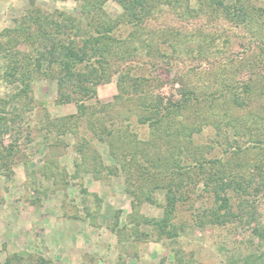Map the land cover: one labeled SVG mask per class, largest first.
Here are the masks:
<instances>
[{"label": "trees", "instance_id": "trees-1", "mask_svg": "<svg viewBox=\"0 0 264 264\" xmlns=\"http://www.w3.org/2000/svg\"><path fill=\"white\" fill-rule=\"evenodd\" d=\"M106 1L109 0H81L83 19L64 14L57 16L59 20L52 19L36 11L16 21V26L7 31L8 41L1 44L6 61L4 77L15 86L8 102H21V98L29 97L32 83L44 76L55 81L60 98L78 104L80 117L85 116L87 109L92 110L93 120L88 121V128L109 149L114 165L108 172L124 176L134 212L138 203L146 201L163 209L157 219L131 214L129 221L136 235L148 237L152 229L167 236L174 231L178 236L186 226L178 222L180 207L190 212L194 227H225L244 219L251 226L255 219L249 200L264 191V137H250L240 143L230 138V131L251 133L248 120L241 122L235 112L254 100L256 85L237 80L213 89L190 86L186 73L163 80L158 70L178 56L192 52L194 41L169 26L155 25L158 14L166 11L169 14L167 9L181 16L197 13L200 6H205L212 17L227 20L246 31L256 27L251 36L260 42L258 53L264 54V3L262 0H255V4L252 0H198L194 3L198 6L192 7L191 0H113L123 11L111 18L101 8ZM121 26L129 28L127 36L118 32ZM21 44L25 49H17ZM260 58L264 60V56ZM43 63L47 65L44 71ZM166 72L170 76L171 71ZM250 72L257 77L256 84H264L262 71ZM114 75L118 89L114 101L98 102L94 107L80 101L90 96L92 86L110 82ZM170 84L171 88L179 87L171 96L155 93ZM79 94L82 97L78 99ZM261 94L264 95V86ZM260 104L264 106V101ZM117 106L120 107L115 110ZM97 107L103 110L104 117H96ZM23 113L14 114V118L24 120ZM76 117L72 115L68 119ZM46 120L43 129L47 137L55 127L49 116ZM108 120L110 123L106 125ZM8 121L0 115V134L7 132ZM254 124L257 131H263L257 121ZM261 124L264 125V120ZM208 125H213L219 133L223 131L228 141L226 147L215 139L210 143L196 140L195 135ZM138 128L147 129L148 136L140 137ZM56 130L66 134L69 126L62 124ZM219 146L223 147V155L212 154ZM14 147L0 145L1 163H10ZM90 148L87 141L78 147L83 160ZM252 235L264 246V223L256 222ZM259 258H264V253ZM178 264H181L179 260Z\"/></svg>", "mask_w": 264, "mask_h": 264}, {"label": "rangeland", "instance_id": "rangeland-1", "mask_svg": "<svg viewBox=\"0 0 264 264\" xmlns=\"http://www.w3.org/2000/svg\"><path fill=\"white\" fill-rule=\"evenodd\" d=\"M194 3L198 0H191L192 7L198 6ZM80 4L81 0H0V115L9 119L7 132L0 134V145H15L10 163L0 162V264H178V260L181 264H264V258H259L264 246L252 235L256 222L264 223V191L249 200L255 219L251 226L244 219L225 227H194L190 212L180 207L178 222L186 226L178 236L174 231L167 236L152 229L150 236H138L132 231L129 216L157 219L163 209L146 201L138 203L134 212L124 176L108 172L114 165L109 149L88 128V121L93 120L92 110L87 109L85 116L80 117L78 104L60 98L55 81L44 76L32 83L29 97L8 102L15 86L4 77L6 61L1 44L8 41L7 31L16 26V21L36 11L52 19L63 14L83 19ZM101 8L111 18L123 11L113 0L104 2ZM200 8L197 13L181 16L166 8L169 14L166 11L157 15L155 26H169L194 41L192 52L163 65L159 75L163 80H172L175 74L186 73L190 86L211 89L237 80L255 84L254 100L235 112L241 122L248 120L251 133L246 130L237 134L231 130L230 138L240 143L250 137L263 139L264 106L260 103L264 101V84H256L257 77L250 72L264 73V60L260 58L264 54L258 53L260 42L251 36L256 27L246 31L212 17L205 6ZM118 32L127 36L129 28L121 26ZM212 37H216L215 41ZM17 49L25 47L21 44ZM45 68L43 63L42 70ZM166 71H171L170 76ZM174 87L170 84L155 88V93L169 97L179 88ZM91 89L90 96L80 100L86 106L111 103L118 94L117 77L114 75L110 82ZM80 97L79 94L77 98ZM96 109V117L105 116L100 107ZM20 112H24L22 121L14 118ZM72 115L77 117L68 119ZM48 116L55 130L46 137L43 126ZM256 121L263 131L255 129ZM62 124L69 126L66 134L56 130ZM225 127L223 123L221 128ZM137 133L140 137L148 136L145 128H138ZM195 138L199 143L215 139L225 147L228 142L223 131L219 133L213 125L204 126ZM84 141L91 145L85 152L86 160L78 152ZM214 153L223 155V147H217ZM249 165L252 169V163Z\"/></svg>", "mask_w": 264, "mask_h": 264}]
</instances>
